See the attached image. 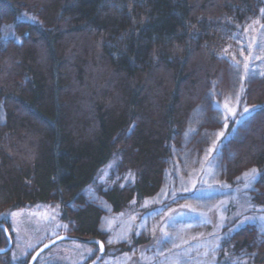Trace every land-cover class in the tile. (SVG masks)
Masks as SVG:
<instances>
[{
	"label": "trees",
	"instance_id": "trees-1",
	"mask_svg": "<svg viewBox=\"0 0 264 264\" xmlns=\"http://www.w3.org/2000/svg\"><path fill=\"white\" fill-rule=\"evenodd\" d=\"M4 25L21 45L7 49ZM236 27L256 52L264 0H0V210L56 204L70 233L101 239L117 261L150 242L151 219L130 223L154 204L205 212L246 187L263 221L222 225L215 246L198 216L145 255L264 264V78L241 83L243 102L259 107L242 155L225 160V146L210 163V146L193 148L199 127L185 131L206 91L218 127L235 105L210 88L216 45Z\"/></svg>",
	"mask_w": 264,
	"mask_h": 264
},
{
	"label": "rangeland",
	"instance_id": "rangeland-1",
	"mask_svg": "<svg viewBox=\"0 0 264 264\" xmlns=\"http://www.w3.org/2000/svg\"><path fill=\"white\" fill-rule=\"evenodd\" d=\"M12 27V25H4L1 28V33L8 40L7 49L23 43L22 38L15 33ZM226 33L221 39V43L219 41L216 45V55L221 68L214 80L215 82L211 84L210 90L214 89L220 95H230L235 99V105H233L228 116L222 120V124L218 123V127L217 114L211 109V96L208 90L197 101L189 115L185 129V131L194 130V124L199 127V135L194 140L193 148L197 152L204 150L205 145L206 147L210 146L208 151V161L210 163L225 146H227L225 147V157L229 156L228 159L224 158L225 160H234L242 155L244 142L252 135L254 130L257 117L255 114L258 112L259 107L249 106L243 102V97H247V95H245L241 83L245 76L246 84L252 89L264 78V33L263 42L256 52L252 48L247 52V47L241 42L242 33L238 27L232 29L231 33L228 31ZM249 46L251 47V42ZM239 99L241 100L239 101ZM245 109L249 111L245 112ZM221 133L222 135H220ZM210 136L212 138L217 136L216 138L214 137L215 142L213 145H209ZM218 176L223 177V174L218 173ZM196 187L195 185L193 188L196 189ZM245 188L231 189V194L227 193L223 198H218L220 200L217 199L214 209L212 208L205 212L196 210L182 201L174 202V205L169 208L161 206V204H154L156 209L141 216L136 215L135 217L137 218L134 221L132 220L133 223H130V225L138 224L139 217L142 220L151 219L153 223L152 226L149 225L151 230L149 232L150 242L140 249L141 253L128 255V257L120 256L117 261L105 257L97 264H149L151 259L145 255L148 248L157 246L165 238V233L170 227L181 223H194V218L198 216L205 220L207 224V226H204L207 228V231H203L204 236L217 246L218 242H220L217 231L222 225L232 223L238 227L246 222L251 224L252 222L263 221V217L257 215L258 210L250 201V196L247 192L249 190L246 191ZM227 192L229 191L227 190ZM183 196L186 195L183 194ZM261 212L264 214V210ZM248 214L250 216H247ZM1 218L11 224L16 236V243H22V247H19L20 251L17 250L18 254L16 257L18 258L29 256L34 249L51 239L54 234L65 231L69 227L68 223L62 219L56 204L36 206L34 210L2 209L0 210ZM127 221L129 223L131 220ZM70 245L69 264H86L99 256V253L88 245L76 243H71ZM208 253L209 251L202 256V259L204 261L207 260V264H216L215 257H210Z\"/></svg>",
	"mask_w": 264,
	"mask_h": 264
},
{
	"label": "flooded vegetation",
	"instance_id": "flooded-vegetation-1",
	"mask_svg": "<svg viewBox=\"0 0 264 264\" xmlns=\"http://www.w3.org/2000/svg\"><path fill=\"white\" fill-rule=\"evenodd\" d=\"M68 229L69 227H67L65 231L54 234L51 239L45 241L43 244L39 245L36 249H34V251L29 256L26 255L24 258L23 257L18 258L16 257V255L18 254L17 250L20 251V248L22 247V243H16V236L12 229L11 224L4 218L3 219L1 218L0 219V264H29L36 251L46 242L65 234L76 235L70 233ZM71 243L88 245L90 248H93L95 252L99 253V256L97 258H95L93 261L87 262L86 264H97L99 263L100 260H103L106 254V244L104 242H103L104 252L102 253L100 247L96 244L65 240L56 243L51 248L42 252L35 259L33 264H69ZM9 245L10 248L8 249V251H4L7 249Z\"/></svg>",
	"mask_w": 264,
	"mask_h": 264
},
{
	"label": "water",
	"instance_id": "water-1",
	"mask_svg": "<svg viewBox=\"0 0 264 264\" xmlns=\"http://www.w3.org/2000/svg\"><path fill=\"white\" fill-rule=\"evenodd\" d=\"M65 240H70V241H80V242H84V243H92V244H96L100 247L101 252H104V243L98 239V238H92V237H83V236H78V235H70V234H65V235H61L58 236L48 242H46L44 245H42L37 251L36 253L33 255L31 261L29 264H33V262L35 261V259L44 251H46L47 249L51 248L52 246H54L56 243L60 242V241H65ZM10 248V245L7 247L6 250L4 251H8V249Z\"/></svg>",
	"mask_w": 264,
	"mask_h": 264
},
{
	"label": "snow or ice",
	"instance_id": "snow-or-ice-1",
	"mask_svg": "<svg viewBox=\"0 0 264 264\" xmlns=\"http://www.w3.org/2000/svg\"><path fill=\"white\" fill-rule=\"evenodd\" d=\"M245 112H247V111H249L248 109H245L244 110ZM234 114V113H233ZM220 135H222V133L220 134ZM255 173V170H253V174ZM111 241H109V243H110Z\"/></svg>",
	"mask_w": 264,
	"mask_h": 264
}]
</instances>
